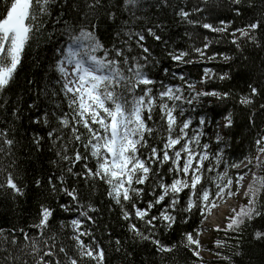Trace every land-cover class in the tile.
<instances>
[{"label": "snow or ice", "instance_id": "snow-or-ice-1", "mask_svg": "<svg viewBox=\"0 0 264 264\" xmlns=\"http://www.w3.org/2000/svg\"><path fill=\"white\" fill-rule=\"evenodd\" d=\"M0 196V264H264V0H0Z\"/></svg>", "mask_w": 264, "mask_h": 264}, {"label": "trees", "instance_id": "trees-1", "mask_svg": "<svg viewBox=\"0 0 264 264\" xmlns=\"http://www.w3.org/2000/svg\"><path fill=\"white\" fill-rule=\"evenodd\" d=\"M27 71H29V69H28V67L26 65L25 68L21 71V76H23ZM237 139L239 140V137ZM245 147H246V145L241 146V147H238L237 150H236V152H235V155L236 156L241 155V153L244 151V148ZM22 159H23V165L25 167H30L31 166V161H32L33 158L26 157V158H22ZM250 179H251V177H250ZM3 199H4V197L0 196V200H3ZM6 211H7V205L6 204L4 206L0 207V212H6ZM4 223H5V221L2 220V219H0V224H4ZM221 238H225L223 232H219V233L215 234L214 238L211 239L212 241H209L207 243H204L203 245H204V247L206 249H208V248H214V246H215V244H214L215 240L216 239H221ZM209 259H216V258L211 253V257L205 258V260H209ZM251 264H262L259 249H256L255 254L252 256V258H251Z\"/></svg>", "mask_w": 264, "mask_h": 264}, {"label": "rangeland", "instance_id": "rangeland-1", "mask_svg": "<svg viewBox=\"0 0 264 264\" xmlns=\"http://www.w3.org/2000/svg\"><path fill=\"white\" fill-rule=\"evenodd\" d=\"M249 179H250V176L246 177L244 183L246 184L249 181ZM241 202H242L241 201V197L239 195L236 196V199H232L229 202H227V203L223 204L222 206H220L219 209L214 210V214L211 216L210 219L213 220L215 222V224L219 223L223 227L225 225V223H226V216L228 214H230L231 207H236ZM209 233H210V231L203 232L201 234V237H200L201 240L202 241L205 240V242L212 241L211 239H213L214 236H210L209 237V235H210ZM203 255H204L205 258L211 257V253H209L207 250L204 251Z\"/></svg>", "mask_w": 264, "mask_h": 264}]
</instances>
